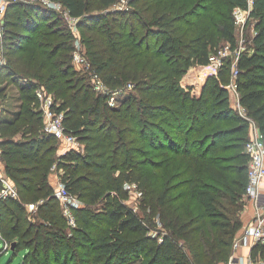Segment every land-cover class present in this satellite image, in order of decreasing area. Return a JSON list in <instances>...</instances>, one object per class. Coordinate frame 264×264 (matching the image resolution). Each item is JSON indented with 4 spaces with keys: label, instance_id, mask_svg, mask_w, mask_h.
I'll return each mask as SVG.
<instances>
[{
    "label": "trees",
    "instance_id": "1",
    "mask_svg": "<svg viewBox=\"0 0 264 264\" xmlns=\"http://www.w3.org/2000/svg\"><path fill=\"white\" fill-rule=\"evenodd\" d=\"M39 1L11 0L4 20L8 64L0 66V85L13 84L27 105L16 120L0 118V135L23 136H0L19 194L0 203L9 249L27 251L22 264H91V256L113 264L135 253L140 264L227 263L243 226L249 121L231 105L229 61L201 83L183 76L207 66L225 42L234 48V8L248 9L256 34L240 55L237 82L240 102L264 136V0L250 7L249 0H127L130 8L114 11L107 10L120 0H57L81 27L90 65L78 71L62 53L72 32L47 25L58 12ZM96 4L101 10H91ZM95 74L108 93L96 92ZM38 86L55 96L66 129L84 149L58 151L64 143L44 131ZM59 178L86 202L75 221L78 254L67 248ZM126 184L142 191L146 219H159L164 231L157 238L129 204ZM28 203L41 221L32 220ZM258 256L264 259L262 242L251 250L253 260Z\"/></svg>",
    "mask_w": 264,
    "mask_h": 264
},
{
    "label": "built area",
    "instance_id": "2",
    "mask_svg": "<svg viewBox=\"0 0 264 264\" xmlns=\"http://www.w3.org/2000/svg\"><path fill=\"white\" fill-rule=\"evenodd\" d=\"M11 0H0V66L4 65V20H5V13L8 8V5ZM54 0H45L43 4L48 7H63L62 3L59 1L57 4ZM51 3V6H50ZM64 9V7H63ZM65 12L68 14L67 10L64 9ZM233 15L235 17L236 26L242 22H244L245 13L241 6H237L234 8ZM69 16V14H68ZM70 20L76 22L77 19L71 18ZM232 45L227 43L226 45L220 47L215 53L210 55L209 65L214 68H221L225 65L227 61L230 62L231 68V80L230 83L225 85L226 88L231 89L235 94L236 98L238 99V110L246 117L249 121V129H250V138L245 145V150L249 155V168H248V184L246 186L244 198L248 201H254L256 205V212L255 217L252 222H250L238 235L234 241L233 250H236L241 245H248L251 246L255 245L257 242L261 241L264 243V204L262 203L264 199V192L262 191V186L264 185V136L261 132L257 121L247 112L246 108L240 102V92L238 89V76L240 73L239 69V59L240 55L243 50L238 51L235 50L236 55L232 56ZM243 49V48H242ZM76 60L82 61L85 63V67L89 68V61L85 58L76 54ZM95 80V88L99 90L101 93L105 92L108 93V87L106 84L103 83L101 78L98 74L94 76ZM129 87L131 85L129 84ZM40 97L42 94L38 91ZM110 105H116L117 100L114 96L109 97ZM234 105V100L232 97V106ZM236 109V108H235ZM39 110L44 118V131L47 133H52L55 135L59 140L64 143V151L65 149L71 146H78L79 140L78 138L68 132L65 127L64 122V113L62 111H57L54 107V99L42 98L41 106ZM1 150H0V158H1ZM2 161V160H1ZM0 161V203L3 199L13 196L15 198L19 197L18 190L14 183L8 177L4 163ZM3 163V164H2ZM55 170V166L53 167ZM58 189L56 192L57 197H59L64 205L67 207L70 205H76L77 197L73 196L70 192L67 191L62 178L58 179ZM29 211H33L36 209L35 203H28L27 204ZM65 208V207H64ZM69 221L75 225V220L72 216H68L67 218ZM0 222H1V205H0ZM0 237L2 239L1 245L6 250L10 248L9 242L3 238L0 226ZM224 264H236L234 255L230 257L229 261ZM248 264H257L255 260L251 258Z\"/></svg>",
    "mask_w": 264,
    "mask_h": 264
},
{
    "label": "rangeland",
    "instance_id": "3",
    "mask_svg": "<svg viewBox=\"0 0 264 264\" xmlns=\"http://www.w3.org/2000/svg\"><path fill=\"white\" fill-rule=\"evenodd\" d=\"M32 1H34V0H32ZM252 1L253 0H249V3H250L249 7L251 6ZM43 2H45V0L39 1V3H42V4H43ZM54 2L57 4L59 1L54 0ZM50 6H51V3H50ZM113 6L114 7H112V8H109V9L107 8L108 9L107 11H114L115 7L122 9V10H125L127 7H129V8L131 7V6H129L127 0H120L117 4H115ZM133 7H136V6H133ZM54 9H56L58 14L52 16L50 18V20L47 22V25H49L51 27H59V28H62L63 26L68 27L67 29L65 28V30H66L65 32L66 33L68 32V34H69V31H71L73 34V37H71V38L66 37L65 38V44L63 46L62 53L70 55V58H67V60L69 61V66H72V69H74L76 71H78L77 69H79V68H82V69L85 68L86 69L85 63L82 61H78L75 58L76 54H79L80 56L82 55V57L87 58L86 57L87 49H86V46L82 42L81 27L79 26L78 23L76 24V22L70 20L68 14L65 12L63 7H60V8L54 7ZM242 9H243V12L245 13L244 22H242L236 26L237 43L234 46V48H232V53H233L232 56L236 55L235 50H238V51L243 50V52L246 51L248 49L249 45L251 44L253 37L256 34V20L254 18H250L248 9H244V8H242ZM91 10L98 11L101 9L99 8V5L96 4L95 6L91 7ZM226 44L227 43L225 42L222 46H224ZM3 59H4V65H2V66H5L8 64V57H7L5 50H4V58ZM74 64H76L77 66L79 65L80 67L79 66L76 67ZM71 71H73V70H71ZM217 71H219V68H214V67L210 66L209 64L207 66H203V67L195 65V66H192L183 77H184L185 81H188L191 83H201L202 81L207 79L208 76L217 73ZM230 72H231V68H230ZM130 85H131V87H128V91L131 90L135 86L134 83H130ZM0 87L1 88L3 87V89H5L3 94L0 95V118L16 120L18 118V116L20 115V113H22V111H24L26 104L20 98V94L18 93V89L13 84L8 83V81H4L2 83V85H0ZM95 90H96V92L100 93L101 95L105 94V92L101 93L99 90H97V89H95ZM38 91L41 92L42 97L39 96ZM230 92H232V97L234 100L233 108L237 109L238 108V99L236 98V94L231 89H230ZM34 93L38 98V100H37L38 101V107L41 106L42 98L46 99V98L50 97L51 99H54V97H55V96H53V94L51 92H47L46 90H44V88H42L40 86H38L37 88L34 89ZM128 95H129V92H125L122 94V98H127ZM0 136H2V137L9 136L13 139H18V138L23 137L21 132H18V131L14 132V131H10V130L2 133ZM78 146H79V148L84 149V145L80 141L78 143ZM64 147H65L64 145L61 147L58 146V151H63ZM60 171L62 172L63 170H60ZM57 172H59V171H57ZM126 188L128 189V192H129L128 193L129 204L132 207H134L135 211L147 223H149V225L151 226L150 234L153 237L157 238L158 236H160V232L164 231V230H163V227H162V225H161V223L157 217L152 218L151 221L146 219L147 218V211L141 207L142 191L139 189V187L136 184H126ZM246 203H247V201H246ZM262 203L264 204V199H263ZM85 206H86L85 200L82 198H77L76 199V205L72 204V205L67 207L66 205H64L62 203L61 207H62L64 215H66L67 218H68V216H72L74 218V220L76 221V216L81 215L80 211L84 210L83 208H85ZM244 208L245 207L243 206L242 210H244ZM92 209L95 212H97V211H100L102 208H100V206H94V207H92ZM32 214H33L32 220L34 222L35 221H41L40 220L41 216L40 217H39V215L35 216L37 214L35 209L33 210V212H31V215ZM97 221L98 220L96 219L95 222L97 223ZM76 223H77V221H76ZM74 228H75V225H73L72 222L68 220V224L64 228V230L66 231V242L68 243L67 248L68 249L72 248V250H76L75 253L78 254L79 253V250H78L79 247L75 244L77 241L78 232H76ZM1 241H2V239L0 237V244H1ZM259 242H261V241H259ZM1 248H2V246H1ZM3 250L0 249V264H22L23 258L27 252L25 249H23V250H20L18 253L14 254V251L12 249H9L7 251L5 248ZM2 253H4V254L1 255ZM137 256L138 255L135 253L132 255L131 258H128L129 260H127V261L124 260V258H118L113 264H140V263H138L139 259H137V261L133 260ZM94 261H96V264L97 263L104 264V261L100 262L99 258H97L96 256H91V264L95 263ZM256 262H257V264H263V262H264L263 257L258 256L256 258Z\"/></svg>",
    "mask_w": 264,
    "mask_h": 264
},
{
    "label": "crops",
    "instance_id": "4",
    "mask_svg": "<svg viewBox=\"0 0 264 264\" xmlns=\"http://www.w3.org/2000/svg\"><path fill=\"white\" fill-rule=\"evenodd\" d=\"M1 160H2V158H0V161ZM1 162H3V161H1ZM262 191L264 192V185L262 186ZM244 207H245L244 210L241 211L243 226H242V229L239 231L238 235H240V233L243 231V229L250 222H252L254 220V217H255L256 205H255L254 201H248L244 205ZM253 246H251V244L241 245L236 250H233L232 254L234 255L235 263L236 264H248V262L251 260V250H252Z\"/></svg>",
    "mask_w": 264,
    "mask_h": 264
},
{
    "label": "water",
    "instance_id": "5",
    "mask_svg": "<svg viewBox=\"0 0 264 264\" xmlns=\"http://www.w3.org/2000/svg\"><path fill=\"white\" fill-rule=\"evenodd\" d=\"M12 249H14V244L12 245V247H11Z\"/></svg>",
    "mask_w": 264,
    "mask_h": 264
}]
</instances>
